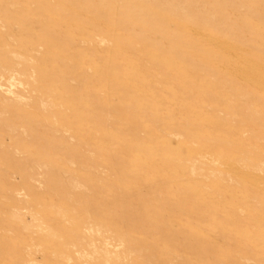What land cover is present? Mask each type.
I'll list each match as a JSON object with an SVG mask.
<instances>
[{"label": "rangeland", "instance_id": "rangeland-1", "mask_svg": "<svg viewBox=\"0 0 264 264\" xmlns=\"http://www.w3.org/2000/svg\"><path fill=\"white\" fill-rule=\"evenodd\" d=\"M0 264H264V0H0Z\"/></svg>", "mask_w": 264, "mask_h": 264}]
</instances>
